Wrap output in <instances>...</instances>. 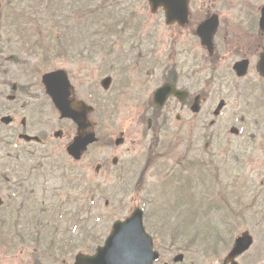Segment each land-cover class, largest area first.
<instances>
[{
  "label": "rangeland",
  "instance_id": "obj_1",
  "mask_svg": "<svg viewBox=\"0 0 264 264\" xmlns=\"http://www.w3.org/2000/svg\"><path fill=\"white\" fill-rule=\"evenodd\" d=\"M17 1L18 0H0V27L4 32L6 24L4 21L5 18L15 12L16 16L21 14L19 21L11 22L10 26L14 29L25 27V30H23L24 39L29 38L33 33L36 34V32H41V35H50V39L54 42L55 40L59 41L60 38L67 33L66 30L62 36V27L70 28V26H78L77 23L83 27L78 30V32L74 30V33H77L78 36L90 35L92 38L98 39V32L102 33V31L105 30L110 38L112 37L113 29L115 26L119 28L120 19L124 16L126 26H132L129 35L133 34V36H137L142 40L144 52L148 55L154 50L155 54L152 55V58H149V64L156 75H160L164 71V67L169 63L175 64L177 66V71L179 70L182 76L180 86L185 87L187 91L190 92V96L193 97L196 91L201 89H205L207 93L205 99L200 103L201 111L198 114L192 113L187 109V101L181 102L175 99H170L161 110V113L167 119L168 123L166 126L168 128L167 130L162 129L159 132V140L174 137L178 143V147L174 146L175 156L169 161L170 166L175 163V165L179 164L182 170L190 169L189 173L183 171L177 174L162 169L161 174L154 175L153 173H149L147 169H137V163L139 162L138 157L146 152L145 150H147L149 144L154 140L151 136H148L144 141L140 135L143 125L141 127L137 122L142 113L141 105L150 97L151 93H153L158 85L157 83H155L154 86L145 88V86H143L144 83H142L145 81L144 77V79H142L143 81L140 80L137 82V84H140L142 87L139 89L136 88L134 84L132 85L130 81L120 80L116 85H112L108 90L104 91L100 87V82L106 74L101 72L100 67L104 59L100 52L94 53L93 58L90 56L86 59L80 56L78 61H70L65 58L51 60L48 68L34 76L28 75L26 72V78L31 79L28 80L31 87L30 101H41L35 99L37 92L41 93L44 101H49L47 97L43 95V88L40 83L41 75L58 68H63L69 74V77H74L75 80H78L80 85L82 82H89L92 86L91 89L89 85L91 95L92 92L95 93L97 91L99 98H102L99 99V101L102 102L101 105L103 107L106 102L104 99H115L116 107L114 108L113 106L108 108V112H114L115 115L112 117L111 121L107 122L108 124H106L103 117L100 119V128L98 132L100 135H97L99 140L88 150L80 162H73L67 155L65 147L71 141H69L67 137L62 140L52 138L49 146L41 148L45 150L48 155L47 163L44 166V172L39 174L38 177H41L39 180L34 181L37 177L30 179L26 188L34 192L33 198L28 199V204L31 207L29 212L26 204V220L30 223L26 226V249L23 247L24 244H18L13 250L12 245L14 244V239L12 238L11 240L8 234L11 242L10 240L3 241L0 239V241H3L0 244V264H73L75 254L79 252L84 254L93 253L95 246L98 244L102 245L103 241L106 239L112 221L130 215L136 207L145 209V229L152 237L155 248L164 255V258L161 259L159 264L163 262L164 264H218L217 260L223 258L224 253L209 258L203 256L202 259L197 256L196 253L190 250L187 251L190 240L194 236L196 242L199 240L195 235L194 223L200 221L199 219L203 213L200 216H196L198 220L194 218L196 222L184 227L186 236L181 238L177 245L171 246V240L178 236V233L173 229L176 226V222L172 221L171 218L167 220L168 226L171 221V229L176 233L174 235L173 232L161 229L165 222L164 217H153L151 214V207H143L141 204L146 203L145 201L147 198L160 196L159 188L156 187V183L157 181H161L165 176L170 179V182H177L175 185L172 184L171 186H176L180 190L185 189L184 195L180 197L182 198L180 203L182 205L196 202V206L202 208L199 203L201 202L203 205L207 206V198L210 200L221 199V196H214L220 189L224 190L225 193L222 197V201L236 200V198L240 197L241 200L239 204H241L240 206L242 207H248L251 202H264V145L262 144V142H264V94L260 97L253 96V100L261 101L259 104L254 103L251 98L246 97L243 98L241 103L236 101L237 97L234 96L232 90L228 87V80L230 78L238 80L232 72V65L235 59L226 58L221 60L217 66L215 65L220 75L223 77L226 75L224 80L209 81L208 77H203L202 75L196 77L192 76V70L198 72L199 69L194 68V60L187 58L188 53L192 50L193 53L198 55L205 54L202 48L203 46L201 47L199 45L200 42L190 34L194 28L192 25L193 22L182 27L174 25L177 23L171 22L168 26L164 22L163 11L159 10L157 13L152 14L148 7L147 0H91V2L94 3L91 8L93 10L92 16H97L99 12H104L109 17L107 20L95 18L92 25L83 21L78 13H76V17L71 16L73 20L65 23L57 20H48L47 14L40 11L36 15L37 20L34 21L32 18L31 20L33 22L29 23L31 27L36 29L28 34H26V0L23 1L24 4L20 6H18ZM32 1L36 3V8L34 9L37 11L42 9L44 12H46V9L43 4H48L47 9L50 10L54 2L53 0ZM103 1L108 3H103ZM87 2L89 3V0H87ZM41 4L43 5L42 7ZM252 4L254 7L250 11V14H245ZM263 4L264 0H214V2L211 3V7L214 8L213 11H218L220 22L222 23L228 21H250L252 15L257 22L259 10ZM69 5L68 12L71 7L75 10L72 3H69ZM229 6L232 8L228 9ZM95 10L96 13L94 15ZM61 15L66 18V13H61ZM243 18L245 20H241ZM84 22L86 23L85 25ZM124 23L125 22H122L121 25H124ZM34 24L36 27H34ZM181 30L183 31V37L180 35ZM149 33L154 34V36ZM150 35L153 38H150ZM8 37L7 33H2V35H0V46L5 44V40ZM169 39H171L170 44ZM172 41L174 42L176 52L171 48ZM21 49L20 44L17 43L16 40L10 48L6 49L5 56L12 55L13 53L18 55L21 53L19 52ZM22 55L26 58L24 61L26 65L24 67L20 68L18 65L13 66L11 63L10 65L4 64V68L7 70L9 68V71H11L10 76L13 79L12 81L15 80L18 82L22 77L24 69L26 68V70L31 71L32 68L38 65L40 60L37 55H25L24 53ZM84 55L86 56V54ZM255 62L256 60H254L253 66ZM160 64L162 65L160 66ZM204 65H206L205 70L207 72L212 71V64H210L208 60H205ZM187 71H189L191 76ZM131 73L135 77L136 73L134 71H131ZM116 75V72L109 74L112 79H114ZM8 79H10L9 76ZM0 80H3L1 74ZM256 83L261 84V80H259L253 68L250 69V72L245 78L236 81V84L243 87V91H247L249 88L253 89ZM262 83L264 86L263 80ZM34 86H36V88H34ZM8 90L9 87L6 88L5 85L0 86V116L6 114L2 105L6 101L7 97L5 96ZM79 91V96L81 97L79 99L85 101V92L81 87H79ZM121 93H126V95L121 97ZM91 97L92 96H89V98ZM94 99L95 94H93V100ZM222 99L226 102V106L219 116L215 117L212 112ZM89 102L92 104L91 101ZM94 117L95 120H99L97 111ZM62 124L72 130L67 129V135L72 132L75 134V127L72 124H68L67 122H62ZM232 126L239 129V137H235L229 133V129ZM50 127L56 128L57 126L52 121ZM104 128H106L108 133H112L114 138L118 137L121 130L124 129V144L115 147L113 151L109 148L103 149L101 137L106 133ZM16 133L14 126L5 127L0 130V140L6 146L5 149H1L0 165L26 167V150H32L36 146L31 147V145H27L25 142L19 140ZM151 133L153 134L154 132L151 130ZM251 136L254 137L253 139L257 140V142H254V145L247 144V139ZM135 138L137 142L142 144H136L134 147H131L129 142ZM62 142L66 144L62 147H57V145ZM127 148H131V154H127ZM8 154L10 155L9 157ZM185 155H187L186 159H183ZM102 157L106 158L109 162V165H107L108 170L103 169L100 173H96L95 169ZM113 158L120 159V163L117 164V169L112 167V170V164L110 162ZM235 159L236 161L234 163ZM128 160H131V168L126 170ZM61 162H64L67 166L74 167L73 174L75 176L69 171L71 177L69 183L65 182L66 176L63 170L60 172L52 171V169L57 170L55 166ZM77 169L82 170L89 176L91 175L94 178L95 184H92L90 180L86 179L89 185H95L98 191H107L105 194L107 198H103L104 196H100L98 193L91 190L90 193H93V199L90 202L85 200V196L86 199H88V190H86V187L83 188L82 191L84 196L81 195L79 187L82 185H80V180H78L80 176H76ZM116 173L122 174L118 178L119 182H116L114 178V174ZM142 177L148 178L145 187H141L137 181V179ZM188 177H190V184L187 183ZM184 178L185 181H183ZM9 180L10 182L12 181V179ZM39 182H42V184H39ZM70 183H73V185H70ZM113 186L116 188H110ZM10 187L12 186L10 185ZM238 188L239 196L234 197V195H238ZM59 192L60 197H54ZM191 193L194 195H190ZM10 194L11 191L0 189V196L4 200V206L0 209V217H6V223L0 225L4 234L9 231V224L13 221H16L19 225V232L22 231L24 225L22 222L21 210H13L15 214H12V217L6 212L16 208L15 206H11L12 204L21 205L24 198L12 201L10 199ZM234 203L236 204L235 201ZM42 206L46 211H39V208ZM82 207L86 212L90 210V216L80 210ZM78 213V218L73 217V215ZM57 214L62 218H58V223L61 225H56L54 221L55 219L57 220ZM40 216L43 218L42 221L39 222L38 218H40ZM46 216L49 218L48 220L45 218ZM88 217H92V220L90 224L87 225L86 221H88ZM98 217H100V219H98ZM93 218H95V221ZM77 219L80 222L79 226L84 225L85 231L83 233L77 232L78 227L74 231L72 224L69 225V222H74ZM35 221L38 222L36 228L33 226ZM93 223L94 227H92ZM177 223L179 224L178 221ZM41 224L48 225V227L46 226L38 231L37 229ZM50 224L54 225L53 230L49 228ZM58 228L61 229L58 230ZM156 231H158V234ZM40 233H43L44 240L40 245L35 246V243L31 242L30 239H32L33 235ZM164 234L165 241L162 242V237L160 235ZM1 238L5 239V236L1 235ZM71 239L72 241H70ZM68 242L70 244H67ZM208 244L213 245V239L210 238ZM48 247H50V250ZM196 249L197 248H193V251L196 252ZM177 255H181L182 259L175 260ZM193 256H197V259L193 258Z\"/></svg>",
  "mask_w": 264,
  "mask_h": 264
},
{
  "label": "flooded vegetation",
  "instance_id": "obj_2",
  "mask_svg": "<svg viewBox=\"0 0 264 264\" xmlns=\"http://www.w3.org/2000/svg\"><path fill=\"white\" fill-rule=\"evenodd\" d=\"M213 2L214 0H190V5L192 4L193 11L192 13L190 11L189 21L190 19L191 21L189 22V24L193 22L192 25L194 26L193 31L190 34L193 35V37L201 43V44L199 43V45L201 47L203 46L202 48L204 49L205 54L198 55L193 53L191 50L188 53L187 58H190L194 61H203L204 59L207 58H210L211 61H217V62H220L221 60H224L226 58L235 59V62L248 61L247 67L249 71V69L254 67L253 62L254 60L256 61L258 60L262 48L264 47V31L258 29V24L256 23V21H253L254 18L253 15L251 16L250 21H243V22L228 21L224 23L220 22V16L218 14V11L216 12L213 11L214 8L211 7V3ZM253 7H254L253 4L249 6L245 14H250V11L252 10ZM231 8L232 7L229 6L228 9ZM208 19H214L218 21L217 23L218 27L210 32V37L212 42L210 48L206 47L203 44L202 39L197 30V26L201 22H205ZM241 20H245V19L243 18ZM174 25H179V24H174ZM182 33L183 31L181 30L180 32L181 37H183ZM206 35L207 34L205 33V37ZM10 43L11 42L9 41V44ZM170 43H171V39H169V44ZM7 48H8L7 45L0 46V57L5 56L4 52L6 51ZM171 48L174 52H176L173 41ZM90 56L93 57V54L90 53ZM21 57H22L21 53L18 55L14 54L8 58V61H10L13 66L18 65L20 68H22L26 65V63L19 64V61L23 62ZM187 73L189 72L187 71ZM119 74H120V78L118 79L117 77H115V79L112 82L113 85H116L120 80L131 81L126 71H122ZM154 75L156 77V83L158 84L155 90L158 87L162 86L163 84L171 85L175 89L181 91L182 93H185L186 97H190V100L186 104H187V109L188 110L191 109L192 104H194L195 102V98L194 97L191 98L190 92L187 91L185 87L180 86V81L182 76L179 70L177 71L175 69L165 68L160 75H156L155 72ZM69 78L72 81V83L75 85L74 86L75 98L76 99L81 98L79 96L80 95L79 87H81L85 92L86 99L84 102L87 104V106L91 107V111L88 114H86V119L89 122V128L86 130L85 133L93 132V131L96 132L100 128L99 122H97L94 117L96 116V110L100 108V103L96 102L97 94L96 92L95 93L92 92L91 95L90 93L91 85L89 82L88 83L82 82V84L80 85L78 80H75L74 77L73 78L69 77ZM28 80L31 79L26 78V68H25L22 77L18 80V82L16 83L13 82L11 84L10 87L11 93L7 97V100L9 102L3 107L5 109L6 114L3 115L10 117L11 125H7V126L9 127L14 126L17 132L16 133L17 137H20L21 134H28L37 137L39 139V142L26 143L27 145H31V147L36 146L32 150L30 149L26 150V163H27L26 167L0 165V189L2 190L7 189L10 187V185L12 187H16L19 189L21 188L23 190V193L25 194V199L22 206L23 210L25 211V214H26V194L28 196L30 195V192L26 191L27 184L30 179H33L34 176L44 172V166L47 163V158H48L47 152L41 148L45 146H49L52 138H59V140H62L65 137H67L69 141L70 140L72 141L73 138L79 134L77 126L68 119H62L59 112L52 104V102L44 101L41 93L37 92L35 95V99L41 101H30L31 87ZM151 83L154 84L155 80L151 81ZM148 87L151 86H145V88ZM228 87H230L231 90L234 88V84L233 81H231V78L228 80ZM34 88H36V86H34ZM138 88L141 89L142 87H138ZM242 89L243 87L239 86L237 91H240ZM237 91H235L234 94ZM201 92H203V90L196 91L197 93L196 95L199 94L201 100H204L205 97L203 98L201 96L200 94ZM93 94H95L94 100H93ZM120 95L121 97H124L126 93H121ZM89 96L92 97L89 98ZM151 99H152V95H151ZM89 101H91L92 104H90ZM146 104L147 103L145 101L141 105V108L143 109V107ZM113 106H115V104L112 102H105L104 104V108L107 113H108V108ZM198 113H200V108L198 110ZM3 115H1L0 118ZM143 119L144 118L139 117V120L137 122V124L141 127L143 125ZM145 120L147 123V127L145 130L144 127L141 128L140 135L144 139V141L147 139L148 136H151L154 140L149 144L147 150H145L146 152L144 151L145 153H142L138 157L139 162L137 163V169L138 168L147 169L149 173L158 175L161 174L162 169L168 170L169 167L167 163L174 157V153H175L174 146L176 140L174 139V137H169L159 140L158 138L159 132L162 129L167 130L168 128L166 126V124L168 123L167 119L162 113H159L157 116L152 118H146ZM52 121L57 126L56 128L50 127V123ZM62 122H67L68 124H72L75 127V134L72 132L67 135L66 133L67 129L70 128L62 124ZM4 127L6 126L0 124V130ZM104 130L106 131V128H104ZM151 130L154 132L153 134L151 133ZM124 134L125 131L123 129L120 132V137H122V139L123 137H125ZM136 138L130 140L129 145L131 147H134L136 144L138 145L142 144L140 142H137ZM115 141L116 138H114V135L106 131V133L102 136V148L104 149L109 148L113 151L114 148L117 147L115 145ZM65 144L66 143L62 142L59 145H57V147H62ZM67 146L65 147V150ZM5 148L6 146L0 140V154L2 153L1 149H5ZM126 150H127V154H131V148H127ZM149 153L154 157L152 160H150L151 162H147L148 160L147 156ZM9 156L10 155L8 154V157ZM186 156L187 155H185L184 157L185 159ZM118 163H120V159L118 158H113L111 160L112 167H114L115 169L118 168L117 167ZM130 163L131 160H128L126 164V170L131 168ZM107 164H108L107 159H102L99 165V171L97 173H100L103 169L107 170ZM55 167L58 169L59 168L58 164ZM189 169L186 170V172H189ZM52 171H57V170L52 169ZM5 179L6 180L12 179L13 181L9 183L8 181H5ZM187 183L188 184L190 183V177L187 178ZM178 195L181 196L183 195V193L179 192ZM181 200L182 198L179 197V198L171 199L167 203H161L162 201L161 199H152L144 206H150L151 213L153 215H159L164 218L170 217L171 220L177 221L180 219L177 213L178 210L182 208V206H183V211L185 210L188 215L191 212V207L196 206V202H190L187 203V205L186 204L182 205L180 204ZM235 201L236 204L234 205V207L232 205L224 204L225 205L224 208L228 209L229 213L224 217L220 218L219 220V225L221 227L219 231L225 233L226 238L230 239L231 242L229 246L228 244L223 245L221 243L218 245H209L208 243H204L201 246V252L203 253V256H207V258L211 256H219L220 253H224L225 256L227 249L232 247L238 238L247 235L252 239V244L246 253L236 258V261L239 264H264V202L262 203L251 202V204L248 207L242 209V207H240V204H238L239 201L237 200ZM199 203L202 208L199 209L198 214L203 213L202 219L206 218V214H207L206 205H203L201 202ZM221 204L222 202H218L214 204L215 210L212 212V216H214V214L217 215L219 212H221L222 209L221 206H224ZM213 219L214 218L210 217L208 221ZM24 229L25 230L23 231L21 241L24 244L23 246L24 249H26V216H25ZM14 234L15 231L12 229L11 236L13 237ZM12 249L13 250L15 249L14 245H12ZM217 261L218 264H230V261H228L225 257L218 259Z\"/></svg>",
  "mask_w": 264,
  "mask_h": 264
},
{
  "label": "water",
  "instance_id": "obj_3",
  "mask_svg": "<svg viewBox=\"0 0 264 264\" xmlns=\"http://www.w3.org/2000/svg\"><path fill=\"white\" fill-rule=\"evenodd\" d=\"M148 2L153 12L159 7L163 8L166 22L170 23L172 20H179L183 24L186 21L185 0H148ZM181 18L182 20H180ZM260 25L264 28V7L261 12ZM205 33L208 36V31H202L201 33L204 38ZM205 40L207 41L208 37ZM236 67L239 74H241L244 64H238ZM257 70L261 76H264V52L257 65ZM55 75L56 73L45 76L43 82L54 104L61 111L66 112L68 110L69 85L66 81L60 84L53 83L58 80ZM64 115L74 119L81 127L84 126L83 118L69 112ZM23 138L30 140L28 136ZM91 141H93L91 136L78 140V143L75 142L70 148V153L73 152L75 155L77 150H83L85 145ZM75 157L77 158L78 155H75ZM141 220V213L134 212L124 222H116L104 245L98 247L96 253L91 257L78 254L74 264H152L157 258V254L152 250L151 239L145 234Z\"/></svg>",
  "mask_w": 264,
  "mask_h": 264
},
{
  "label": "trees",
  "instance_id": "obj_4",
  "mask_svg": "<svg viewBox=\"0 0 264 264\" xmlns=\"http://www.w3.org/2000/svg\"><path fill=\"white\" fill-rule=\"evenodd\" d=\"M69 3H72L75 9L73 10V8L71 7L69 9V12H72L73 14L78 13L80 17L82 18V20L87 22L89 25H92L95 18H102L104 20H107L109 18L108 15L105 14L104 12H99L97 16H92L93 10L91 8L93 7L94 3L91 2V0H89V3L87 2V0H84V1L83 0H58V1L54 0L52 4L53 7L49 10L51 14L55 15L54 20L61 19V17L56 16L57 11H59V13L61 12L69 13L68 12V8L70 7ZM95 13H96V10L94 11V15ZM37 14L38 13L34 14V16L36 17ZM73 17H76V16L74 15ZM70 20H73L71 16L69 17V19L67 17L64 18L63 22H68ZM85 22H84V25L86 24ZM74 29L80 30V28H73L72 30H69L68 34H70L72 37L78 36L77 33H74ZM102 36L99 37L100 40L98 43L100 45H103V42L101 41ZM46 54H49L47 50H46Z\"/></svg>",
  "mask_w": 264,
  "mask_h": 264
}]
</instances>
